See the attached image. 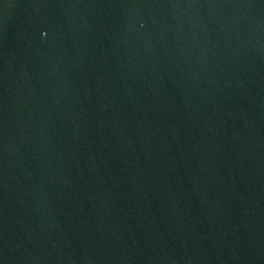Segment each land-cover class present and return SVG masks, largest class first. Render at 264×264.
<instances>
[{
  "label": "water",
  "instance_id": "obj_1",
  "mask_svg": "<svg viewBox=\"0 0 264 264\" xmlns=\"http://www.w3.org/2000/svg\"><path fill=\"white\" fill-rule=\"evenodd\" d=\"M0 264H264V0H0Z\"/></svg>",
  "mask_w": 264,
  "mask_h": 264
}]
</instances>
